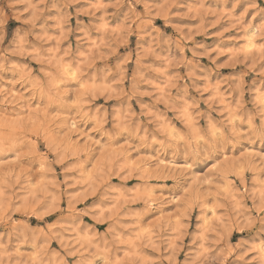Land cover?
<instances>
[{
    "label": "clouds",
    "instance_id": "clouds-1",
    "mask_svg": "<svg viewBox=\"0 0 264 264\" xmlns=\"http://www.w3.org/2000/svg\"><path fill=\"white\" fill-rule=\"evenodd\" d=\"M0 264H264V0H0Z\"/></svg>",
    "mask_w": 264,
    "mask_h": 264
}]
</instances>
